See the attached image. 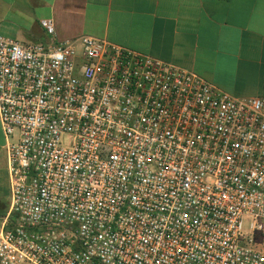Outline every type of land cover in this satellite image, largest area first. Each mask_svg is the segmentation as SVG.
I'll list each match as a JSON object with an SVG mask.
<instances>
[{
  "label": "built area",
  "instance_id": "built-area-1",
  "mask_svg": "<svg viewBox=\"0 0 264 264\" xmlns=\"http://www.w3.org/2000/svg\"><path fill=\"white\" fill-rule=\"evenodd\" d=\"M0 127V264H264V95L90 35H0Z\"/></svg>",
  "mask_w": 264,
  "mask_h": 264
},
{
  "label": "crops",
  "instance_id": "crops-1",
  "mask_svg": "<svg viewBox=\"0 0 264 264\" xmlns=\"http://www.w3.org/2000/svg\"><path fill=\"white\" fill-rule=\"evenodd\" d=\"M43 18L53 19V35ZM0 35L22 43L90 35L177 64L233 96L264 95V0H0ZM2 136L0 127L4 199Z\"/></svg>",
  "mask_w": 264,
  "mask_h": 264
},
{
  "label": "rangeland",
  "instance_id": "rangeland-1",
  "mask_svg": "<svg viewBox=\"0 0 264 264\" xmlns=\"http://www.w3.org/2000/svg\"><path fill=\"white\" fill-rule=\"evenodd\" d=\"M2 141L4 143L3 136H2ZM2 148H3L2 150L4 151V154H6L4 147H2ZM4 200L6 201L5 204H2V205L0 204V223L3 220V218L7 212L8 206H9V197L7 196L4 199L0 198V202L4 201ZM243 223H244V229H248L249 219H244Z\"/></svg>",
  "mask_w": 264,
  "mask_h": 264
}]
</instances>
